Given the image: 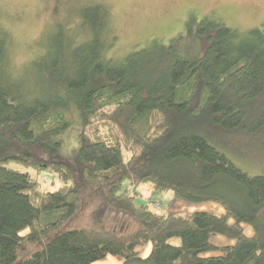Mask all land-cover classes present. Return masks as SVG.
Masks as SVG:
<instances>
[{
	"label": "trees",
	"instance_id": "1",
	"mask_svg": "<svg viewBox=\"0 0 264 264\" xmlns=\"http://www.w3.org/2000/svg\"><path fill=\"white\" fill-rule=\"evenodd\" d=\"M78 14L77 33L59 23L30 61L31 80L8 71L11 37L0 27V264H92L109 254L123 264H264V174L249 175L202 135L264 126V22L241 30L207 15L167 43L114 58L105 56L117 38L108 6ZM75 114L79 144L67 158ZM15 164L49 169L59 185L44 190ZM145 183L170 192V203L226 212L137 205ZM215 234L235 244L217 246ZM209 251L225 255H201Z\"/></svg>",
	"mask_w": 264,
	"mask_h": 264
},
{
	"label": "rangeland",
	"instance_id": "2",
	"mask_svg": "<svg viewBox=\"0 0 264 264\" xmlns=\"http://www.w3.org/2000/svg\"><path fill=\"white\" fill-rule=\"evenodd\" d=\"M42 2L44 7L35 16L15 22L21 31L19 38H14L7 31L11 41L8 45L6 66L12 75L28 74L31 80L33 70L29 66L30 61L43 54L52 44L59 23H64L69 32H76L80 23L78 12L88 4L102 3L108 6L112 22L110 30L117 38L114 45L105 52V56L114 58L123 57L134 49L147 47L154 39L167 43L178 34L186 33L190 22L196 26L207 15H212L226 25L241 30L260 26L264 22V0H42ZM68 117L72 123L61 152L65 157L71 158L73 149L79 144V119L76 114ZM202 135L249 175L264 174V126L256 132L223 131L214 127L203 131ZM12 167L29 171L33 177H38L44 190L55 189L59 185L57 173L49 169L37 172L19 164ZM125 185H129V182L126 181ZM136 191L135 204L148 203L162 213L192 211L195 208L220 210L217 205L219 203L216 202H205V205L195 207L181 200L170 203L171 193H153L150 183L140 185ZM261 214H264V209Z\"/></svg>",
	"mask_w": 264,
	"mask_h": 264
},
{
	"label": "clouds",
	"instance_id": "3",
	"mask_svg": "<svg viewBox=\"0 0 264 264\" xmlns=\"http://www.w3.org/2000/svg\"><path fill=\"white\" fill-rule=\"evenodd\" d=\"M43 7L42 0H0V27L19 38L21 31L15 22L30 19Z\"/></svg>",
	"mask_w": 264,
	"mask_h": 264
},
{
	"label": "crops",
	"instance_id": "4",
	"mask_svg": "<svg viewBox=\"0 0 264 264\" xmlns=\"http://www.w3.org/2000/svg\"><path fill=\"white\" fill-rule=\"evenodd\" d=\"M174 203H176V202H174ZM185 203L188 204L189 206H193V207H195V206H203V205L206 204V203H187V202H185ZM217 205L220 208L219 211L212 210V209H205V208H202V209H196L195 208L192 211H195V210H209V211H213V212H215L217 214H223V213L226 212L225 208L221 204H217ZM169 209L172 210L171 207ZM243 227H244V231H245L246 235H248V236L253 235L254 231H253V228L250 225L244 223ZM211 240L217 246H227V245L235 244V240L234 239H229V238H227L226 236H224L222 234L213 235ZM136 250L139 252V256L140 257L147 258L152 252V243L149 242V243H147L145 245L138 246L136 248ZM201 255L202 256L225 255V252L224 251H209V252L202 253ZM123 262H124V259L121 258L120 256H114V255L109 254L103 259L94 261L92 264H123Z\"/></svg>",
	"mask_w": 264,
	"mask_h": 264
}]
</instances>
